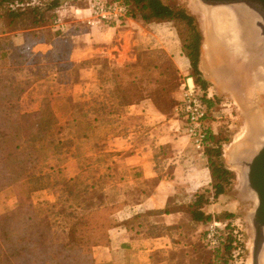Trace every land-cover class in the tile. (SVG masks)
Instances as JSON below:
<instances>
[{
    "label": "rangeland",
    "instance_id": "obj_1",
    "mask_svg": "<svg viewBox=\"0 0 264 264\" xmlns=\"http://www.w3.org/2000/svg\"><path fill=\"white\" fill-rule=\"evenodd\" d=\"M42 1L49 2L51 0ZM59 1L61 7L56 11L57 16L63 18V21L68 24L69 31L66 33L57 32L53 24L31 30L41 42L39 44L47 43L52 46V49L41 47L42 50L49 51L40 53V51H34V48L39 44L35 45L32 52L41 56L34 58L30 56V59L34 61L29 62L30 59L26 60L25 56H19L18 53L14 52L15 48L21 46L18 43L24 42L25 34L19 35L20 32H23L20 28L15 32H9L5 27L6 21L0 17V74L7 76L15 84L26 81L30 83L26 92L16 103L17 110L21 113H33L39 111L42 105L48 101L58 117V123L53 126L52 134L45 142L35 168L37 173L46 175L49 187L44 191H48L52 199H46L44 191L34 195V202L37 203L35 205L49 212L56 243L63 242L67 237L64 221V214L67 212L72 211L81 215L97 208L107 207L110 208V213H114L113 218H115L118 210L125 203L105 205L106 200L119 201L124 192L127 201L136 200L145 192L143 189L136 192L129 188H121L119 186L121 184L120 173L112 172L117 163L114 159H117V155L120 156V154L105 153L107 146L105 142L108 141L110 135H121L122 128L132 129L141 121L140 115H131L128 108L120 107L118 101L108 97L107 92L113 88V84L109 81L106 82V80L111 77L112 69L122 67L126 63H136L137 54L143 51H161L164 54H157L164 59L161 62L170 61L177 68L179 85L172 94L175 100L173 107L169 109L166 115L156 112L155 118L157 119L150 125L148 122L143 125L145 127L143 144L146 150L150 148L149 144L152 140L150 136H152L151 133L154 128H159L160 125L169 121L172 122V118L179 117L184 121L183 117L176 111V106L181 97L180 87L190 77V72L189 74L183 73L182 67L180 66L181 69H179L174 61L173 56H182L189 66V61L183 53L182 44L174 25L171 23L145 24L135 19L129 20L126 28H123V33L118 35H111V30L105 27L101 28L99 31L101 43L95 46L96 49L92 52L94 56L88 58L87 56H76L74 46L72 49L70 44H63L61 52L66 55L70 53V56H67L66 61H61L58 64L55 61L56 57L51 54L54 50V40L60 36L61 39L67 38L72 41V28L75 29V26L81 22L76 18L74 8H86L91 0ZM163 1L166 4H179L195 17L199 31L204 36L202 48L206 47L208 19L213 15L210 10L204 7L199 0ZM1 14L3 13L1 12ZM212 18L214 19V17ZM214 20L216 22V19ZM21 24L25 25L26 28L34 27L27 21ZM220 31L223 33V29L218 30L219 33ZM3 52H6L5 56H3ZM114 57L119 60L117 61L119 63L127 62L119 65ZM127 57L134 60H129ZM94 62L99 63V68L103 72L101 76V79L105 80L103 84L94 81L91 85L89 82L82 81L83 77H90L89 72H84L82 69L92 67ZM208 83L210 94L214 98V105L207 125L210 126L212 132L220 135L223 141V162L234 173V178L225 195L216 200L213 197L214 190L210 173H207L208 179L203 181L204 187L200 189L182 188L181 191L184 194L182 192L175 193L176 196L183 199L176 203L179 209H184L193 203L196 193H205L209 197V204L205 206V212L212 215L213 219L207 223H196L191 220L189 213L186 212V217L182 218L176 231L172 232V235L176 236L174 239L176 246L172 250V264H252L255 241L253 216L258 200L256 193L248 188V183L245 181L246 174L244 177V172L242 175L233 163V156L237 146L247 142L253 145L250 154L252 158L264 142L262 128L263 132L256 133L257 137L260 136V140L254 142L251 135L252 119L259 117L260 114L264 116V89H253L247 86L241 89L234 87L231 90L221 87L220 90L218 85ZM91 86H96V89L102 86L100 91L97 89L96 94L98 95L97 99L106 104L104 112H95L99 110V105H84L83 102H87L89 98L87 93L82 96L80 93L82 90L74 93L77 87L85 88L86 91L83 92H89ZM78 97L82 100H79ZM95 116L98 117L96 122L100 121L99 124L94 123ZM90 127L94 130L93 132ZM169 127H172L171 123L167 125V128H159L160 132H156L164 137ZM183 127L186 128L185 123L184 126L182 124ZM184 134L190 141L187 153L190 156V163L193 164L192 180H195L200 178V175L199 171L196 172L194 169L208 167V160L205 154L194 149L186 131ZM58 142H61L60 146H58ZM164 142L166 140L162 139V143ZM160 148L161 154L167 156L171 144L162 145ZM92 149L97 151L96 157L88 156L90 151H94ZM99 152H101L100 155ZM73 160L78 161L80 165L75 171L70 165ZM110 162H113L114 165L107 168L105 165ZM73 174L75 177H71ZM70 180H73L74 183L67 185ZM185 181L183 178L177 179L180 185L188 184ZM106 188L109 189L107 197L103 195ZM22 193H24L23 187H10L0 192V216L18 207L19 196ZM152 224L154 225V223ZM212 225L217 226L219 240L217 248H212L207 241L208 230ZM232 241L233 252L230 255L225 251L224 244ZM218 251L222 255L217 260L215 255ZM94 260L95 264H98L95 257ZM78 262L80 263V261Z\"/></svg>",
    "mask_w": 264,
    "mask_h": 264
},
{
    "label": "trees",
    "instance_id": "obj_2",
    "mask_svg": "<svg viewBox=\"0 0 264 264\" xmlns=\"http://www.w3.org/2000/svg\"><path fill=\"white\" fill-rule=\"evenodd\" d=\"M107 1L123 3L128 8L130 20H140L145 24L174 25L183 53L189 61L190 77L203 92L209 119L214 98L210 94L209 83L199 70L203 36L195 17L179 4H166L163 0ZM60 7L59 0H0V13H3L0 17L6 21L8 31L12 33L20 28L25 32L24 44L15 48L14 52L25 56L26 60L30 56H41L32 52V48L41 42L31 30L54 24L58 17L56 11ZM26 21L34 27L26 28L21 24ZM127 23L128 21L117 28H125ZM55 40L51 54L60 64L70 56V53L66 55L61 52L63 44H70L73 49L74 43L67 38L61 39L60 36ZM3 53L5 56L6 52ZM160 53L163 52L143 51L137 54L136 63L113 68L111 77L106 80L113 84V88L107 92L108 97L118 101L119 106L125 109L149 101L159 113L166 115L175 103L172 94L177 90L179 82L176 66L167 60L161 62L164 59L157 55ZM93 66L98 67L95 75L83 77L82 81L91 85L94 81L103 84L105 80L101 79L103 72L99 63L94 62ZM88 69L82 71L86 72ZM29 85L28 81L15 84L7 76L0 74V192L10 187L24 188V193L19 196L18 207L0 216V264H95L93 250L96 247L110 246L111 230L119 226L141 225L148 217L158 215L161 211L147 212L121 223L113 218L114 213H110V208L107 207L81 215L69 211L64 214L67 237L63 242L56 243L49 212L35 205L34 195L49 187L46 175L37 173L35 168L40 152L52 134L53 126L58 123V117L48 101L33 113H21L17 110L16 103ZM91 88L89 92H83L86 90L81 88V96L84 93L89 96L88 101L83 102L84 105H99V110L95 112H104L106 104L97 99L96 94L97 89L100 91L102 86ZM95 117L94 123L98 119ZM90 130L94 131L91 127ZM206 132L205 155L212 179L213 197L216 200L225 195L234 173L223 162V141L220 135L212 132L208 125ZM60 145L61 142H58V146ZM72 183L74 181L70 180L67 185ZM207 204L209 197L205 193H196L194 202L182 209L189 213L193 222L207 223L213 219L212 215L205 212ZM167 211L169 210L161 213L166 214ZM232 246L233 241L224 244L225 251L230 255L233 252ZM221 255L218 251L215 258L218 260Z\"/></svg>",
    "mask_w": 264,
    "mask_h": 264
},
{
    "label": "crops",
    "instance_id": "obj_3",
    "mask_svg": "<svg viewBox=\"0 0 264 264\" xmlns=\"http://www.w3.org/2000/svg\"><path fill=\"white\" fill-rule=\"evenodd\" d=\"M74 12L77 16L76 18L81 21L75 26V29L72 28L73 32L71 33L76 56H87V58L94 56L92 52L95 51V46L101 43L99 31L103 27L111 30V35L123 33V28L107 26L89 27L84 22L83 8L75 7ZM65 24L68 27L66 22ZM68 31L69 27L67 28ZM24 33V31L20 32L19 35H23ZM23 43L21 44L20 42L18 45H23ZM43 46L46 49H52V46L45 43L39 44L34 48V51H40V53L49 51L42 50L41 47ZM173 57L179 69H181V66L182 71H184L183 73L189 74L190 66L187 65L182 56ZM127 58L132 61L134 60L131 57ZM115 60L119 65L127 62L122 61L119 63L117 62L119 61L117 58ZM96 68L98 67L92 66L86 70V72H89L90 77L95 75ZM80 90L82 89L77 87L74 93H78ZM129 108L128 110L131 111V115L141 116L140 124L137 123L138 125L129 130L122 128L123 132L121 135H110L108 141L105 142L107 145L105 153L120 154V156L117 155V159H114L117 163L112 172L120 173L121 184L119 186L121 188H129L136 192L143 189V192H145L144 195L138 196V199L129 201L126 200L124 192L121 200L115 202L106 200L105 205L125 203L118 210L114 218L120 223L130 221L134 217L144 215L147 212H163L166 209L169 211L166 214L160 212L158 215L150 216L148 217L150 220L147 219L141 225L119 226L111 230L110 246L94 248V257L98 264H172V250L176 246V241H174L176 236H173L172 232L176 231L182 218L186 217V212L183 209L177 208L176 203L183 199L176 196V194L181 193L182 188L200 189L204 187L203 181L204 179L205 181L208 179L207 173L210 172L208 167L195 168L196 170L194 169V171H199L200 178L192 180L193 164L190 163V156L187 153L190 141L184 134L185 128H182V124L184 126L185 122L181 118H172V122L169 121L166 124L160 125L159 128H167V125L170 123L172 125V127L167 129L164 137H161V134H157L156 131L160 132L158 127L154 128V131L151 133L152 136H150L152 137L149 144L150 148L146 150L143 144L145 138L143 135L145 127L143 125L146 124L145 122H148L149 125L153 123L157 119L155 116L158 111L149 101ZM98 122L100 123V121ZM98 122L96 123L99 124ZM162 139L166 140V142L162 143ZM169 144H171L169 155L165 156L161 154L160 147ZM97 155V151L95 150L90 151L88 154L89 157H96ZM70 165L74 171L80 167L76 160L70 162ZM113 165L114 163L110 162L105 166L109 168ZM71 177H75V175L73 174ZM179 178H183L188 184H178L177 179ZM108 192L109 189L106 188L103 191V195L107 197L109 195ZM44 193L46 194V199H52L48 191H44Z\"/></svg>",
    "mask_w": 264,
    "mask_h": 264
},
{
    "label": "bare ground",
    "instance_id": "obj_4",
    "mask_svg": "<svg viewBox=\"0 0 264 264\" xmlns=\"http://www.w3.org/2000/svg\"><path fill=\"white\" fill-rule=\"evenodd\" d=\"M210 13L213 14L212 17L216 19L217 23L212 17L209 18L211 21L207 28V45L202 48V69L204 73L213 81L214 72H219L218 65H216L217 61L228 58L230 59V68H228V65L224 67H227V70H237L238 72H243L244 70L252 72L248 78V85L250 88L258 89L260 86L258 79L261 73V68L259 67L264 66V57L261 49L256 46L259 41L257 40L253 17L245 12H240L237 8L230 7L215 8V10H210ZM216 26L218 27L216 28ZM220 29H223V33L221 31L220 33L218 32ZM227 70L225 71L230 73ZM238 84L241 88L247 87L245 86L244 79L238 81ZM261 88H264V86ZM252 120L251 135L255 142L260 139V136L257 137L256 133L261 132L262 129L264 131V123H262L264 122V116L260 114L259 117ZM249 150L250 148H248ZM236 153V166L242 175L244 172L245 177V171H243V168L241 170V167L237 164L250 160L251 152H247L246 150L242 152L237 151ZM245 181L248 183L247 176L245 177ZM259 261L260 264H264V248Z\"/></svg>",
    "mask_w": 264,
    "mask_h": 264
},
{
    "label": "water",
    "instance_id": "obj_5",
    "mask_svg": "<svg viewBox=\"0 0 264 264\" xmlns=\"http://www.w3.org/2000/svg\"><path fill=\"white\" fill-rule=\"evenodd\" d=\"M202 5L210 10L220 7H230V8H237L240 12H245L253 17L255 23V30L257 33V40L259 43L256 44L261 51L264 57V0H199ZM210 17V16H209ZM211 20L208 19V24H210ZM204 37V36H203ZM204 41V39H203ZM203 45V42H202ZM201 55H202V46H201ZM216 65H218L219 72H214V79L213 81L207 77L202 69V56L200 58L199 63V70L201 71L202 75L204 76L207 82L213 83L214 85H218L220 87L226 88L231 90L235 87V89L241 87L238 84V81L244 79L246 85L248 86V78L251 75L250 71L244 70L243 72H238L237 70H227L230 68L229 59H221L217 61ZM244 68V67H243ZM261 73L258 79V83L260 86L258 89L264 86V66H260ZM225 70L229 71L227 73ZM239 79V80H238ZM240 83V82H239ZM264 123V122H262ZM264 139V138H262ZM260 140V139H259ZM242 146V147H241ZM259 151L256 155H254L250 160H246L244 163L240 162L237 164L240 166L241 170L245 171L248 181V188L254 191L257 195L258 205L255 210L253 216V224L255 228V241L253 246L252 252V264H260L259 258L261 256L262 250L264 248V142L260 145ZM253 145L251 143H244L240 146H237V150L234 153L233 163H235V154L237 151H248L250 148V152L252 151ZM243 148V149H242ZM237 168V166H236Z\"/></svg>",
    "mask_w": 264,
    "mask_h": 264
},
{
    "label": "built area",
    "instance_id": "obj_6",
    "mask_svg": "<svg viewBox=\"0 0 264 264\" xmlns=\"http://www.w3.org/2000/svg\"><path fill=\"white\" fill-rule=\"evenodd\" d=\"M83 16H85L84 22L92 28L101 26L117 28L130 20L128 8L123 3L107 0H91L89 5L83 8ZM53 26L57 32H67L68 27L61 17H57ZM180 89L181 97L179 104L176 106V111L184 119L185 131L190 137L194 149L201 154H205L206 123L209 109L203 100V92L197 87L192 77H188ZM215 225L210 226L207 234V241L212 248H217L219 245L218 231Z\"/></svg>",
    "mask_w": 264,
    "mask_h": 264
}]
</instances>
